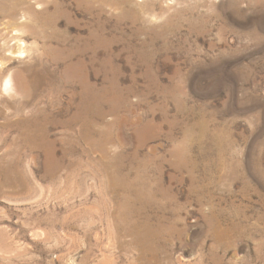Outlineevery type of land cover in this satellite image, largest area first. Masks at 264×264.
Returning <instances> with one entry per match:
<instances>
[{
    "label": "rangeland",
    "instance_id": "rangeland-1",
    "mask_svg": "<svg viewBox=\"0 0 264 264\" xmlns=\"http://www.w3.org/2000/svg\"><path fill=\"white\" fill-rule=\"evenodd\" d=\"M0 264H264V0H0Z\"/></svg>",
    "mask_w": 264,
    "mask_h": 264
}]
</instances>
